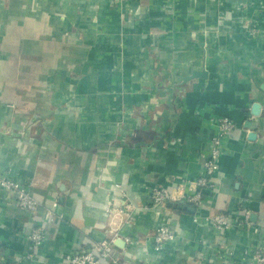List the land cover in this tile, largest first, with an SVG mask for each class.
I'll list each match as a JSON object with an SVG mask.
<instances>
[{
	"label": "crops",
	"instance_id": "0c3cea01",
	"mask_svg": "<svg viewBox=\"0 0 264 264\" xmlns=\"http://www.w3.org/2000/svg\"><path fill=\"white\" fill-rule=\"evenodd\" d=\"M218 115L239 126L202 210L152 207L154 185L194 189ZM0 171L60 214L1 189L0 264H66L105 238L127 264H252L264 236V0H0ZM125 203L129 215L107 210ZM219 211L254 224L221 233L206 219ZM162 222L175 238L160 253Z\"/></svg>",
	"mask_w": 264,
	"mask_h": 264
},
{
	"label": "built area",
	"instance_id": "2783aa9c",
	"mask_svg": "<svg viewBox=\"0 0 264 264\" xmlns=\"http://www.w3.org/2000/svg\"><path fill=\"white\" fill-rule=\"evenodd\" d=\"M213 130L211 134L210 148L208 154L205 155V161L202 170L195 181V187L191 191L171 190L163 185H154L150 188L149 204L155 208H161L169 201H185L193 204L196 211L200 212L204 207L206 194L215 187L213 177L219 169L220 157L225 152L227 139L231 133L239 126L238 122L228 115H218L211 119ZM117 188H121L122 184L118 183ZM12 190L17 198L18 205L31 213L35 214L41 209L45 211L47 220H53L60 214L55 212L58 205L54 202L52 206L45 207L37 197L34 196L31 186L20 183L10 178L6 172L0 171V190ZM133 205L125 203L121 206H108L107 210L117 211L129 215L133 209ZM214 227L221 233L231 229L239 230L244 227H252L254 221L252 214L248 211L244 214L243 219H232L226 212H217L207 216ZM29 240L33 246H40L45 238V229L42 224H36L29 233ZM175 238V235L166 222L158 225L152 236L154 248L160 253L163 252L165 243ZM262 243L252 246L247 253V260L250 259L252 264H264V236ZM114 238H105L97 241L90 249L72 252L66 254V264H101V259H108L110 264H127L119 259L114 250ZM130 240V237H127ZM234 264H243L234 263Z\"/></svg>",
	"mask_w": 264,
	"mask_h": 264
},
{
	"label": "water",
	"instance_id": "95a60500",
	"mask_svg": "<svg viewBox=\"0 0 264 264\" xmlns=\"http://www.w3.org/2000/svg\"><path fill=\"white\" fill-rule=\"evenodd\" d=\"M208 75L207 69H202V70H193V72L185 77V81L191 80L193 78L197 77H206ZM252 113L255 115H259L261 113V104L259 102L254 103L252 106ZM246 126L251 127L252 126V121H248L246 123ZM249 137L251 139H255L257 137V132L256 131H251L249 134ZM253 218L255 219V214H252Z\"/></svg>",
	"mask_w": 264,
	"mask_h": 264
},
{
	"label": "trees",
	"instance_id": "16d2710c",
	"mask_svg": "<svg viewBox=\"0 0 264 264\" xmlns=\"http://www.w3.org/2000/svg\"><path fill=\"white\" fill-rule=\"evenodd\" d=\"M189 204H190L189 202H185V201L184 202H176L174 204V206H176L180 210H188Z\"/></svg>",
	"mask_w": 264,
	"mask_h": 264
},
{
	"label": "rangeland",
	"instance_id": "374dc122",
	"mask_svg": "<svg viewBox=\"0 0 264 264\" xmlns=\"http://www.w3.org/2000/svg\"><path fill=\"white\" fill-rule=\"evenodd\" d=\"M169 4V3H168ZM99 63V62H98ZM99 65V64H98ZM98 65H96V67L98 66Z\"/></svg>",
	"mask_w": 264,
	"mask_h": 264
}]
</instances>
